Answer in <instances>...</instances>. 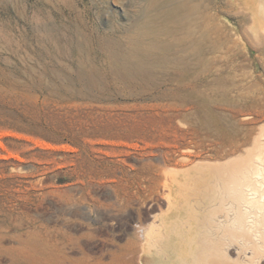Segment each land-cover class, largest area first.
<instances>
[{
  "label": "rangeland",
  "instance_id": "rangeland-1",
  "mask_svg": "<svg viewBox=\"0 0 264 264\" xmlns=\"http://www.w3.org/2000/svg\"><path fill=\"white\" fill-rule=\"evenodd\" d=\"M143 5L0 0V264H119L135 240L139 257L152 256L151 228L169 206L165 158L185 150L212 162V128L264 118L251 86L264 82V37L250 0H204L216 44L198 58L195 44L174 58L173 47L166 63L133 54L147 48L128 40ZM239 85L258 106L236 103Z\"/></svg>",
  "mask_w": 264,
  "mask_h": 264
},
{
  "label": "bare ground",
  "instance_id": "bare-ground-1",
  "mask_svg": "<svg viewBox=\"0 0 264 264\" xmlns=\"http://www.w3.org/2000/svg\"><path fill=\"white\" fill-rule=\"evenodd\" d=\"M203 1L143 0L144 5L139 11L138 20L128 40L131 46L139 41L146 43L147 48L144 50L132 48L135 57L150 55L153 63H166L172 59L167 52L173 47L179 48L174 58L181 56L186 44L189 46L195 44L191 54L193 58H198L200 51L197 47L205 46L207 43H210L208 46H214L216 41L211 43V39L212 31L214 39H217L214 31L216 25L211 26L213 21L211 18L210 26L207 24L202 26ZM250 4L254 13L255 32L264 37V5L254 6L253 0H250ZM229 42L223 40L219 46L225 47ZM262 44L264 43L261 42ZM259 56L264 57V48L259 51ZM242 81L239 83L241 86ZM252 85L258 94L264 95V82L255 81ZM241 86L239 90L242 91L236 103L239 101L240 105L248 108L258 104L259 100H255L258 96L255 98L253 94L249 95L244 89L245 86ZM226 103L228 102L224 99L223 104ZM242 117L246 118L243 115ZM242 117L240 115V118ZM227 123L220 124L221 128L214 127L211 130L210 146L214 152L212 162L196 164L199 158L184 153L185 150L176 153V158L170 156L165 158L166 168H170L163 179L169 202L168 211L159 218L158 224L151 228L159 233L153 243H150L151 247H156V251L152 256H142L146 257L143 263H263L264 118L241 123L236 130L230 128ZM192 166L196 171L195 176L193 181L187 184L185 175H188ZM153 218L155 219L154 216ZM141 223L138 227L142 229ZM187 230L192 233L184 235ZM194 232H198V236L193 235ZM135 241L129 246L126 245L128 248L114 257L115 261L134 264L135 259H143L138 256L141 244L139 242V247ZM169 250L172 253L163 263L160 253ZM102 260L98 263L104 264ZM109 261L112 262L111 259Z\"/></svg>",
  "mask_w": 264,
  "mask_h": 264
}]
</instances>
